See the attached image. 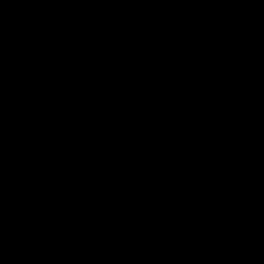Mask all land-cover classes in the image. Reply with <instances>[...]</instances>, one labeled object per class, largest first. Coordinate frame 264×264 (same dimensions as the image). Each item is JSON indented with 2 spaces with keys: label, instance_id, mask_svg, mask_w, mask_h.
Wrapping results in <instances>:
<instances>
[{
  "label": "water",
  "instance_id": "water-1",
  "mask_svg": "<svg viewBox=\"0 0 264 264\" xmlns=\"http://www.w3.org/2000/svg\"><path fill=\"white\" fill-rule=\"evenodd\" d=\"M0 264H264V0H0Z\"/></svg>",
  "mask_w": 264,
  "mask_h": 264
}]
</instances>
